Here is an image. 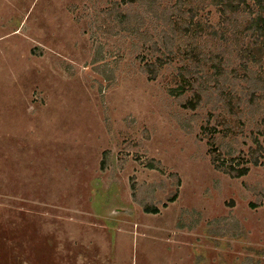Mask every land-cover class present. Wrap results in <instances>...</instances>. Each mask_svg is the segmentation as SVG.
Returning <instances> with one entry per match:
<instances>
[{
	"label": "rangeland",
	"instance_id": "374dc122",
	"mask_svg": "<svg viewBox=\"0 0 264 264\" xmlns=\"http://www.w3.org/2000/svg\"><path fill=\"white\" fill-rule=\"evenodd\" d=\"M115 1L0 0V264H264V51L230 31L249 19L188 0L205 27L169 54Z\"/></svg>",
	"mask_w": 264,
	"mask_h": 264
},
{
	"label": "trees",
	"instance_id": "16d2710c",
	"mask_svg": "<svg viewBox=\"0 0 264 264\" xmlns=\"http://www.w3.org/2000/svg\"><path fill=\"white\" fill-rule=\"evenodd\" d=\"M214 6L217 7V11L221 12V14L225 15V22H229V20H235L238 16L244 13V18L249 19L245 20V26L243 29L239 30L238 27L230 26V31H233L236 35L238 31L241 34L240 38L245 39L246 37L254 38V42H252V46L249 49L250 40L248 46L245 48L247 56H251V51L259 52L264 51V0H210ZM252 1V3H250ZM177 4L175 7L167 6L163 11L160 9V5L162 0H122L121 2L115 1V5L119 7V12L121 13L120 18L124 20H130L131 13H133L134 7L138 6H146V11L151 13L152 17L158 18L159 21V39L153 40L149 38L147 41H152L150 44L151 48L154 51H168L169 54L174 53L175 45H178L179 42L184 43V41H191L195 38L194 34H197L201 31L205 25L201 21H195V17L197 15V7L192 5L188 0H177ZM126 4L127 8H123L122 6ZM122 5V6H121ZM129 5V6H128ZM186 6H188L186 8ZM175 15V17H174ZM184 19V20H181ZM211 27H216L215 24H209ZM226 24L224 23L223 35H226ZM214 30V29H213ZM215 32V30H214ZM216 33V32H215ZM144 35L145 32H142ZM157 69V63L151 64V62H147L145 65V69L150 73V79H155L158 74V70H153V67ZM256 81L263 80L262 78L254 77ZM260 87H256L252 90V93L255 94L257 89ZM258 151H264V146H262L261 142L257 139ZM259 153L255 155L253 158H250V161L254 165H258L259 162ZM218 155L215 157V161H218ZM225 159H222V163L218 164L220 169H223L229 173H232L236 177L243 176L247 174L250 170L249 166H242L241 168H237L236 164L224 167ZM249 160H247L248 162ZM223 165V166H222ZM223 167V168H222ZM235 172V173H234ZM177 198V192H175L170 198V201H174ZM145 211L150 213H158L159 208L155 206L146 205Z\"/></svg>",
	"mask_w": 264,
	"mask_h": 264
}]
</instances>
